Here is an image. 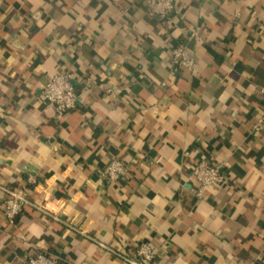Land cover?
<instances>
[{
    "label": "crops",
    "instance_id": "1",
    "mask_svg": "<svg viewBox=\"0 0 264 264\" xmlns=\"http://www.w3.org/2000/svg\"><path fill=\"white\" fill-rule=\"evenodd\" d=\"M184 45L193 69L176 67ZM79 101L43 96L59 72ZM264 0H0V184L28 187L11 222L0 187V264H264ZM224 183L196 193L199 159ZM113 159L128 174L109 181Z\"/></svg>",
    "mask_w": 264,
    "mask_h": 264
},
{
    "label": "built area",
    "instance_id": "2",
    "mask_svg": "<svg viewBox=\"0 0 264 264\" xmlns=\"http://www.w3.org/2000/svg\"><path fill=\"white\" fill-rule=\"evenodd\" d=\"M55 2L57 0H49ZM148 12L153 16L160 18H169L175 10V0H144ZM173 63L176 67L183 69H193L195 59L188 48L184 45H177L171 50ZM43 96L47 102L54 107L58 119L64 116L72 109L76 108L79 101V94L72 83V74L69 71L56 73L43 89ZM260 98L262 102L263 115L259 117L254 130L258 131L264 125V84L260 88ZM129 172L128 166L120 159L111 160L103 171V175L109 181H118L125 177ZM193 175L199 181L200 185L196 193L201 196L212 187L224 183V175L220 167L208 158L202 157L193 167ZM5 192L4 208L9 221L13 222L23 211L25 206L30 203L27 196L28 187L22 185L19 187H9L0 184ZM132 264H152L155 259V250L148 241L141 242L137 247V253L134 258L125 257ZM21 264H61L56 257L38 252L36 255L28 257Z\"/></svg>",
    "mask_w": 264,
    "mask_h": 264
}]
</instances>
